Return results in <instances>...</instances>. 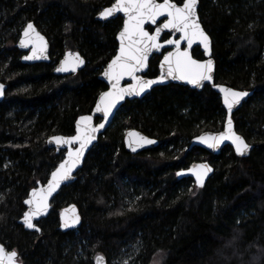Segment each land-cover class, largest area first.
<instances>
[{"label":"trees","instance_id":"trees-1","mask_svg":"<svg viewBox=\"0 0 264 264\" xmlns=\"http://www.w3.org/2000/svg\"><path fill=\"white\" fill-rule=\"evenodd\" d=\"M113 1L0 0V82L7 86L0 102V243L21 264H93L97 256L107 264H150L157 252L163 264H264V0H199L198 9L216 82L253 91L232 116L253 146L249 156L228 146L218 155L189 149L201 132L223 128L220 97L209 86H159L117 111L75 181L51 201L40 233L18 223L29 191L63 157L47 138L72 135L77 117L107 88L98 75L117 50L123 19L102 23L96 16ZM29 21L50 43L49 63L21 62L16 43ZM66 50L80 52L85 67L56 76ZM193 55L201 57L198 47ZM159 59L152 57L146 76L158 74ZM130 128L158 146L132 155L123 144ZM202 160L214 167L203 188L176 178ZM70 203L81 225L62 232L59 212Z\"/></svg>","mask_w":264,"mask_h":264},{"label":"snow or ice","instance_id":"snow-or-ice-1","mask_svg":"<svg viewBox=\"0 0 264 264\" xmlns=\"http://www.w3.org/2000/svg\"><path fill=\"white\" fill-rule=\"evenodd\" d=\"M197 0H183V5L178 6L175 3H171L170 0H163V3H156V0H117V3L112 8H107L100 13L102 18L111 16L114 11H122L128 19L125 20L124 30L119 34L120 49L119 54L108 64V68L104 75L112 83V90L104 93L100 96L99 101L96 105V111L102 112L105 120L109 118L112 109L116 106L118 100H122L126 95H140L145 89L150 88L153 84L157 83L156 80H143L136 75L148 59L150 50H159L161 45L158 40L163 29L175 30L180 33V39L174 40L169 39L166 41L168 45H174L175 51L169 52L168 55L164 56V60L161 64L163 68L167 65V75L173 79L187 80L188 83L193 84L197 87L201 86L202 81L211 80V72L213 64L211 60L207 63H200L191 58L187 50H181V40L186 41L188 47L191 48L193 42L199 39L200 43L204 45L205 51L209 50V37L204 32L201 24L196 15ZM167 16L166 22L162 28L158 27L155 34H150L144 30V25L147 21L155 24L157 18L160 16ZM30 32H35L32 23H29L24 30V36L29 37ZM39 37V34H36ZM127 37L128 43H125ZM42 41L43 37H39ZM22 47L26 46V41L22 39L20 41ZM36 49H33L34 55L25 56L24 59H38L35 55ZM78 59V57H77ZM82 63V61H79ZM75 67L71 68V71H75ZM57 72H67L69 67L62 63L61 67L56 69ZM128 76L135 83L130 85L128 88L119 87L120 81ZM165 77L162 76L161 80ZM3 89V85H0V90ZM219 91L224 94V104L231 113L233 106L239 104L241 99L248 95L247 92H238L230 88L219 86ZM91 116H82L77 121V135L71 138L53 137L57 143L63 142L66 144H73L79 142L80 147L75 151L70 150L68 152V160L61 163L59 168L52 173V178L48 184V193H51L56 187L59 186L62 180L68 178L72 168L75 167L80 157L83 155V150L86 145L95 137L91 135L98 131V128L91 127ZM85 124L86 135L82 138L80 135L81 129L80 124ZM104 124H100L99 128H103ZM202 143H206L209 148H217L220 143L225 140H230L235 146V151L238 155H244L249 146L239 135H236L232 130V120L229 118L225 131L220 133L218 136H208L199 138ZM211 141V142H209ZM139 146L144 144H153V140L141 137L138 141ZM133 151L136 148L129 143ZM201 170H193L196 177V183L202 185L203 178L207 172L211 169L205 164L198 166ZM181 173H178L180 175ZM33 196H36L34 190ZM46 195L38 197L35 201L33 199L26 200L25 203L33 205L35 208L24 214V224L28 228L34 227L32 223L33 216L42 213L45 207ZM39 230V229H37ZM4 249L0 248V264H4ZM16 253L12 252L7 254V264H14V258ZM98 261L100 258H97Z\"/></svg>","mask_w":264,"mask_h":264},{"label":"water","instance_id":"water-1","mask_svg":"<svg viewBox=\"0 0 264 264\" xmlns=\"http://www.w3.org/2000/svg\"><path fill=\"white\" fill-rule=\"evenodd\" d=\"M171 3H175L178 6H182L183 5V1L181 3H176L174 0H170ZM117 3V0H114L109 6L103 8L96 16L97 20L105 23L108 22L112 19L117 18L118 16H121L123 21H122V26L119 29V31L116 34V43H117V50L114 54V56L109 60V62L107 63V65L105 66V68L101 71V73L98 75V79L102 82H104L107 86V88L105 90H103L102 92H100L97 95V98L95 100V103L92 107V110L90 113L87 114H83L77 117V119L75 120L74 123V133L70 136H64L61 134H56V135H52L50 137L47 138L46 140V144L48 146V148L50 149H54L56 152L59 151H63V157L61 159V161L58 163V165L56 166V168L50 173L47 181L45 183H37L35 187H33L26 199L24 200L23 204L25 206V211L23 212L22 217L18 220V223L24 228L25 231H29V232H37L40 233V227L38 226V223L41 222L42 220L46 219L49 215V212L51 210V201L54 199V197L59 193L60 189L65 186L68 185L70 183H73L76 179V174L78 173V171L82 168L83 163L85 161V158L87 156V154L89 153V151L91 150V148L97 143L99 137L105 132V130L110 126V124L112 123L113 118L115 117L117 111L122 107V105L126 102V101H132V100H137V99H142L144 96H146L148 93H150L154 88L159 87V86H166V85H170V84H176V85H181V86H186L192 90H197V91H201L205 86H209L216 94H218V96L220 97L221 100V106L225 111V120H224V124H223V128L220 131H203L200 134H198L197 136L193 137L190 140V144H189V149H192L194 147L203 149L204 151H206L207 153L211 154V155H218L220 153V151L228 146L230 147L234 154L237 157L243 158V157H247L249 156V154L251 153V150L253 148L252 144L248 143L246 141V139L239 134L236 129H235V124L233 121V114L236 113V111L242 106V104L249 98L252 96L253 91L251 90H241V89H236L233 87H230L228 85L222 84V83H218L215 80V69H216V64H215V60L212 56V40L209 36V34L205 31L200 18H199V14H198V9H199V0H197V5H196V15L197 18L201 24L202 29L204 30V32L208 35L209 37V50L208 52L205 51L204 45L202 43H200L199 39L195 40L191 46V48L188 47V44L186 41L181 40V50H187L189 55L191 56L192 59L200 62V63H207L208 60L212 61L213 64V68H212V72H211V76L212 79L211 80H206V81H202L201 82V86L197 87L193 84H190L187 82V80H181V79H173L171 76L167 75V65H164V67H161V64L164 60V56L168 55L169 52H174L175 51V46L174 45H168L166 43L167 40L169 39H174V40H178L180 39L181 34L176 32L175 30H170V29H163L161 31V35L160 38L158 40V43L161 45L159 50L156 49H152L149 52L148 55V59L145 62V65L136 72V75L143 79V80H156L157 83L153 84L150 88L145 89L140 95H126L122 100H118L116 103V106L112 109L109 118L107 120L104 119L103 117V113L102 112H97L96 111V105L97 102L99 101V98L102 94L107 93L109 91L112 90V83L114 81H110L105 75V71L108 68V64L115 58L116 55L119 54V49H120V40H119V34L124 30V24H125V20L128 19V16L122 12V11H114L113 14L111 16L102 18L100 16V13L107 9V8H112L115 4ZM156 3H163V0H156ZM167 20V16H160L157 18V22L155 24L151 23V21H147L144 25V30L148 31L150 34H155V31L158 27L163 26V24L166 22ZM29 23H32L35 29V32H30L29 37H25L24 36V30L27 27V25ZM149 28H151V30H149ZM39 34V37H43V40L41 41L39 39V37L36 34ZM164 34H168L169 37L162 40V36ZM24 39L26 41V46L22 47L20 44V41ZM125 43H128V39L127 37L125 38ZM16 47L17 49H19L20 51L24 52L22 58H21V62L24 64H35V63H49L50 62V57H49V53H50V43L48 41V39L46 38L45 35H43L38 28L36 27V25L34 24V22L29 21L27 22L24 27L21 30L20 33V37L16 43ZM195 47H198L202 53L203 58L202 59H197L194 57L193 55V49ZM36 49L35 55H37L39 58L38 59H30V60H26L24 59L25 56H32L34 55L33 53V49ZM166 50V51H164ZM154 56H160L159 62H158V74L156 76L153 77H149L146 76L147 72H148V68H149V62L152 59V57ZM78 57V59H77ZM79 61H82V63H80ZM62 63H65L68 67H69V71L67 72H57L56 69L58 67H61ZM86 64V60L85 58L80 54V52L78 51H71V50H66L63 54V56L59 59V61L56 63L55 68H54V74L56 76H67L69 74H75L78 71L82 70L85 67ZM75 67V71H71L72 67ZM164 76L165 78L161 80V77ZM135 82L131 80L130 77L125 76L119 83V87L122 88H128L130 85H133ZM0 85H3V89L0 90V102L4 99L5 97V92L7 89L6 84L0 82ZM219 86H223L226 88H230L234 91H238V92H247L248 95L243 97L240 101L239 104H236L233 106L232 112L229 113L227 107L224 104V94L222 92L219 91ZM82 116H91L92 117V121H91V127H96L98 128V131L91 133V135H93L95 138L92 139L84 148L83 150V155L80 157V160L77 162V164L75 165L74 168H72L71 172L68 175V178L65 180H62L59 184L58 187H56L51 193H48L47 189H48V184L49 181L52 178V173L54 171H56L60 164L65 162L66 160H68V152L70 150L75 151L76 149H79L80 147V143L79 142H74L73 144L69 145L63 142L57 143L55 140H53V137H63L65 139L67 138H71L77 135V121L80 120V117ZM229 118H231L232 120V130L236 135H239L241 138H243V140L247 143V145L249 146L248 151L244 154V155H238L235 151V146L232 144V142L230 140H225L222 143H220V145L217 148H209L207 146L206 143H202L200 141V137L204 136V137H208V136H218L220 133L225 131V128L227 126V122L229 120ZM100 124H104L103 128H99ZM85 124L83 122H81L80 124V135L83 138L86 133H85ZM144 137L150 140H153L155 143L153 144H144L142 147L139 146V143H137L138 141H140V138ZM132 143V146L136 148V151L132 150V147L129 146V143ZM211 142V141H209ZM123 144L125 149L130 152L132 155H136L138 153H141L143 151L155 148L158 146L159 142L157 139L147 136L145 135L143 132L135 129V128H130L127 129L124 133L123 136ZM207 165L211 171L207 172V174L204 176L203 178V183L202 185H198L196 183V177L194 175V171L193 170H201L198 168V166L200 165ZM178 173H181L180 175H178ZM214 173V167L208 162V161H198V162H194L192 164H190L187 168L185 169H180L178 171H176L175 175L177 179H184V178H190L192 179L194 185L197 188H203L205 183L207 182V180L213 175ZM36 192V196H33V192ZM42 195H46V200H45V207L42 211L41 214L33 216L32 218V223L34 225V227L32 228H28L25 224H24V214L26 212H29L30 210H32L33 208H35V203L33 205H28L25 203L26 200L29 199H33L34 201L42 196ZM81 214H80V210L78 208V206L74 203H70L68 205H65L64 207H62V209L59 212V230L62 232H67V231H71V230H75L77 229L80 225H81ZM39 229V230H37ZM0 248L4 249V264H7V254H11L12 252L16 253V257L14 258V264H21V262L19 261V254L16 251H12V250H8L6 249L1 243H0ZM97 258H100L99 261ZM93 264H107L106 263V259L103 256H97L94 261Z\"/></svg>","mask_w":264,"mask_h":264},{"label":"rangeland","instance_id":"rangeland-1","mask_svg":"<svg viewBox=\"0 0 264 264\" xmlns=\"http://www.w3.org/2000/svg\"><path fill=\"white\" fill-rule=\"evenodd\" d=\"M71 51H75V50H71ZM247 142L250 143V141H248V140H247ZM202 161H205V160H202ZM190 185H191L190 189H191L192 185L195 186L194 183H192ZM163 261H164V253L163 252H157L155 254L154 258L152 259V261L150 262V264H163Z\"/></svg>","mask_w":264,"mask_h":264},{"label":"flooded vegetation","instance_id":"flooded-vegetation-1","mask_svg":"<svg viewBox=\"0 0 264 264\" xmlns=\"http://www.w3.org/2000/svg\"><path fill=\"white\" fill-rule=\"evenodd\" d=\"M149 30H151V28H149ZM169 37V35L168 34H164L163 36H162V40H164V39H166V38H168ZM197 47H195L194 49H196ZM193 49V50H194ZM200 50V49H199ZM166 51V50H165ZM22 52V51H21ZM23 54H24V52H23ZM23 56V55H22ZM196 58V57H195ZM203 58V56L201 55V57L200 58H197V59H202ZM19 261H20V258H19ZM21 262V261H20Z\"/></svg>","mask_w":264,"mask_h":264},{"label":"bare ground","instance_id":"bare-ground-1","mask_svg":"<svg viewBox=\"0 0 264 264\" xmlns=\"http://www.w3.org/2000/svg\"><path fill=\"white\" fill-rule=\"evenodd\" d=\"M190 144V143H189Z\"/></svg>","mask_w":264,"mask_h":264}]
</instances>
